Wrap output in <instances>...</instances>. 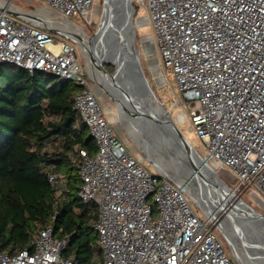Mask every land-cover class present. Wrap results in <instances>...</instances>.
Segmentation results:
<instances>
[{
  "label": "built area",
  "instance_id": "1",
  "mask_svg": "<svg viewBox=\"0 0 264 264\" xmlns=\"http://www.w3.org/2000/svg\"><path fill=\"white\" fill-rule=\"evenodd\" d=\"M37 1L50 22L93 20L95 0ZM136 5L147 9L138 18L151 23L159 64L175 75L184 99L181 122L189 121L203 143L199 153L216 171L229 170L236 193L264 203V0ZM13 6L0 3V65L53 72L81 86L74 106L97 151L80 150L79 196L99 208L104 264H235L213 215L189 196L183 179L149 171L119 135L118 119L82 68L77 43L57 36L65 28ZM48 180L59 191L65 188L59 172L49 169ZM68 240L54 237L46 225L32 249L10 254L0 246V264H73L62 254Z\"/></svg>",
  "mask_w": 264,
  "mask_h": 264
},
{
  "label": "trees",
  "instance_id": "2",
  "mask_svg": "<svg viewBox=\"0 0 264 264\" xmlns=\"http://www.w3.org/2000/svg\"><path fill=\"white\" fill-rule=\"evenodd\" d=\"M81 86L53 72L0 65V246L10 254L33 248L40 230L68 238L73 264H104L96 223L99 208L79 196L80 150L97 145L74 106ZM59 172L65 188L48 180Z\"/></svg>",
  "mask_w": 264,
  "mask_h": 264
},
{
  "label": "rangeland",
  "instance_id": "3",
  "mask_svg": "<svg viewBox=\"0 0 264 264\" xmlns=\"http://www.w3.org/2000/svg\"><path fill=\"white\" fill-rule=\"evenodd\" d=\"M0 2L6 6L8 3H12V4L19 6L21 8H24L25 10L30 11V12L31 11L32 12H40V11L46 12V10L40 9L41 3H39V1H37V0H31V1L30 0H0ZM104 4H105V0H95V3L93 5V7L91 8V11L94 12L92 22L91 23H84V22H78L77 23V25H79L84 31H86L87 35H89L91 37L95 36V33L98 31V29L100 27V23H101L102 16L104 13ZM136 4H137V0H133V5L135 6V8L137 9L139 7L138 12L135 14V19H134V23L136 24V46L142 53V63H143L144 69L147 72V74L149 75V77L151 78V81L153 83L156 95L162 101L164 109L167 111L169 116L173 119L175 124L179 127V129L181 130L183 135L187 138V140L202 154L201 149L203 148V143L199 140L195 131L193 129H190V122L189 121L188 122H186V121L181 122L180 112L183 111V108H184V106H183L184 99H183V97L179 91V87H178V84H177V81H176V78H175L173 71L169 68L164 67V66H160V64H159V56L157 53L158 48H157V45H155V43L152 39V36L150 35L153 32L152 25H151V23H147L146 21L141 22L140 19L138 18V16L146 15L147 9L145 6L141 7L140 5L137 6ZM44 17L47 18L48 16L47 17L44 16ZM47 19H49V18H47ZM57 23H61V22H57ZM64 23L65 22L63 21L61 24H64ZM70 25L72 27L74 26L71 23H70ZM57 36H59L60 38H65L62 35H57ZM65 39H67V38H65ZM88 39H89V37H88ZM149 40H151L152 42H149ZM89 41H90V39H89ZM90 43L92 45L91 41H90ZM86 45L87 44L84 43V46L86 48V53H84L83 48H82V44H80L79 41L77 42L78 55H79L80 63L82 65V68L84 69V71L87 73V75H90L93 77V74H92L90 68L93 70L94 67H93V65L92 66L90 65L89 57H88V61H87V55H88V51L90 49H88V47H86ZM148 49L151 51L148 52ZM106 59H109V58L106 57ZM89 66H90V68H89ZM104 66L110 73H114V71L116 69L115 65L112 63H104ZM155 68H159V70L162 73L161 77L155 75ZM100 73H102V72H99V73L97 72V73H95V75L97 76ZM94 77H93V79H94L93 83H94V85L97 86L98 95L100 96V98L102 100L103 106L105 107V109L110 114H111V112H114V115H115L114 118L118 119L117 123H115V126L117 128L119 135L125 139L127 145L131 149V151L141 159L142 163L148 168V170L151 172L159 173L160 170L158 168H160V166H159L158 162H159V159H161L162 162L164 163V165H166V166H171L170 164L176 163V170L178 171V174H174L172 171H171L172 173H170L169 171H166V172H169V173H166V174H168L167 176H172L175 178H178V176H179V177L185 178V175H186V173H188V171L186 170V172L184 171L185 173L183 172V168L181 167L182 163L177 162V158L174 157V154H172L173 155L172 162L170 163L169 161H167L166 160L167 157L165 156L166 153L164 154V151L162 150V147H161V144L159 143V141L158 142L155 141V143H154L153 135H151V137L148 138V136L146 135L145 132L144 133L139 132L135 127L132 126V123L137 124L136 120H131L130 114H128L127 112H124L121 109L120 110L118 109L117 100H115V98H114V96H116V95L111 90L108 89V87L110 88V83L107 84V86H108L107 87L103 83L98 82ZM110 78L112 80V83L118 82V84H120L121 86H124V84L118 78V76L116 77V79L111 77V76H110ZM117 79H118V81L115 82V80H117ZM164 79H166L165 82H164ZM106 90H108L110 93H112V95H108ZM121 114H122V117H120ZM186 115L188 116L189 113L187 112ZM120 118H122V119H120ZM179 151H180V153H183L182 148ZM176 153H178V152H176ZM155 157H158V160H156ZM182 157H185V160L187 158L186 162L189 164V166H192V164L190 162V158L188 156H185V154H183ZM196 160H198V159H195V161ZM228 171H227V169L224 171H219V175L229 185L234 186L235 182L231 179V175L229 174ZM216 191L218 193H220L218 190H216ZM208 192H209V189H208ZM203 193H204L205 197L209 198V195L207 194L206 189H205V191H203ZM216 196L218 197V196H220V194L216 195ZM240 197H242V199L244 201H246L248 204H250L255 209H257L258 211H260L261 213L264 214V203L261 201H257L253 197L252 194L249 193L246 195H240ZM212 201L214 202L213 199L210 200V202H212ZM208 202H209V200H208ZM214 205H215L214 210L216 208L220 207L218 202H214ZM233 206H230V208H232ZM228 221L229 222L232 221L233 223H235L234 226H240L241 225V224H239L240 220H237L238 222H235V218L227 219L226 223ZM247 221H248V219H247ZM244 226H246V225H242V226H240V228H242ZM221 235L224 238L226 249H227L228 253L230 254V256L232 257V259L234 260L235 264H264V253L260 254V253H258V250L255 252L247 251L248 256L246 255V256L242 257V259L244 261L239 259L238 254L236 252H234L233 249L230 247V245H229L227 239H225L223 233H221ZM243 237H244L245 243H247V246L245 244H243L242 240H240L241 242H238L235 240L237 245L239 246L238 247L239 250L240 249L242 250L243 249L242 247H246L249 249L248 246H251L250 244H248L249 240L245 236H243ZM253 241H254V239H253ZM239 250H237V251H239ZM245 253L246 252H244V254Z\"/></svg>",
  "mask_w": 264,
  "mask_h": 264
},
{
  "label": "bare ground",
  "instance_id": "4",
  "mask_svg": "<svg viewBox=\"0 0 264 264\" xmlns=\"http://www.w3.org/2000/svg\"><path fill=\"white\" fill-rule=\"evenodd\" d=\"M108 1H109V4L107 5L106 14H104V18L101 22V29L94 37L87 35L86 31H84L79 25L73 24L74 26L72 27L70 25L71 22H69L68 20H64L65 22L64 24L57 23V22H50L46 20L47 18H45L44 16L48 15V13H46L45 11L44 12L43 11L33 12V14L35 15V17H41L44 21H48V22H43L44 24H48V25L55 26V27H64L69 35L79 40V42L82 44L84 53H86V48L84 46V43L87 44L86 47L90 49L88 51L87 61L89 57L90 65L91 66L93 65L94 67L92 70L89 66L93 74V77L95 76L94 78L98 82H102L106 86L107 84L110 83V88L107 86L108 89L111 90L120 100L118 103V109L119 110L121 109L124 112H127L131 116L137 117L136 119L140 120V122L137 124L132 123V126L135 127L139 132L144 133L145 132L144 128L150 127L151 125L147 121L141 120L139 116L140 115L139 110L134 107L136 105V102L133 100V98L130 97L131 95L129 96L128 94L129 86L126 83L125 79L122 77L121 72L118 75L113 77L109 75L108 73H106L105 71H103L102 69H100V66H99L101 59L103 58L106 59V57L109 58L107 60L117 61V57L115 56L112 50L113 49L112 47L113 35H111L112 30L110 29V27H116L117 29H120L123 26H128L130 24L128 14H129V11L131 10L130 9L131 0H108ZM11 4L12 3H8L7 7L13 8L14 6L13 4L12 5ZM108 7L110 10L108 9ZM40 9L47 11V8L42 7V6ZM108 12H110L111 18L109 17ZM88 37L90 41L92 42V45ZM149 42H152V41L149 40ZM150 51L151 50L148 49V52ZM97 72L98 73L102 72V73L97 75L98 76L97 77L95 75V73ZM155 75L160 76V77L162 76V73L159 70V68H155ZM110 76L115 79L118 76V78L122 81L124 86H121L120 84H118V82H116L118 81V79L115 80L116 83H112ZM121 105H123L126 110L122 109ZM162 112L165 113V111H162ZM111 114L113 117L115 116L114 112H111ZM120 117H122V114L120 115ZM183 118H184L183 115L180 114L181 121L183 120ZM172 134L174 135L178 133L173 129ZM152 135L154 138V143L155 141L156 142L159 141V143L161 144L164 154L166 153L165 156L167 157L166 158L167 161L171 163L173 159L172 154H174V157L177 158V162L182 163L181 167L183 168V172L184 171L186 172L187 170L188 173H186L185 175L186 179L184 177H179V176L178 178L183 179V181L188 186H190V188L193 191H195V193L204 202L208 203V206L212 208L210 210V213L214 216L215 219H221L223 223L229 226L227 229V233L230 234L231 239L234 241V243L237 245L236 241L241 242L240 240H242L243 244L247 246V243H245L243 236H245L249 240L248 244H250L252 247L248 246L249 249L246 247H242L243 248L242 250L240 249L239 251L236 252L238 254V258L244 261L242 257L247 255V251L255 252L258 250V253L260 254L264 253V218L262 216H259V214L253 212L248 207L244 206L242 203H240V201H238V199L232 193V191H230L226 187V185L217 177V175L206 164L203 163V160H201L198 157L195 158L198 160L196 161L194 160L195 162H197V165L201 167L200 168L199 166H197V168L199 169V171L197 170L198 172H196L195 167L193 168V166H189V164L186 162L187 158L185 160V157H182V155L185 154V156L190 157V151L188 149L186 150V148H184L181 143H178L176 141L175 142L170 141L169 139L171 136H166L165 137L166 139H165L161 133L153 132ZM181 148H182L183 153H180L179 151L181 150ZM155 158L156 160H158V157H155ZM160 160L161 159H159V162L157 161L159 163L160 168L158 167L157 168L160 170L161 173L165 175H168L166 173H169V172L178 174V171L176 170V163L170 164L171 166H166L164 165L162 160L161 161ZM166 171H169V172H166ZM206 187L209 189V192ZM205 189L207 191V194L209 195V198L205 197L203 193ZM216 190H218L220 193H218ZM219 194L220 196L217 197L216 195H219ZM211 199H213L214 202H218L220 207L214 210L215 205L213 201L210 202ZM230 206H233V207L230 208ZM230 218H235V220H240L242 222L246 221L247 219L251 221H250V224L240 228L241 225L234 226L235 223H233L232 221L231 222L228 221L226 223V220ZM252 238L254 239V241ZM244 252L246 253L244 254Z\"/></svg>",
  "mask_w": 264,
  "mask_h": 264
},
{
  "label": "water",
  "instance_id": "5",
  "mask_svg": "<svg viewBox=\"0 0 264 264\" xmlns=\"http://www.w3.org/2000/svg\"><path fill=\"white\" fill-rule=\"evenodd\" d=\"M108 4H109V1L105 0L104 13L102 16V20L104 18V14H106ZM130 9L131 10L129 11V14H128L130 24L128 26H123L120 29H117L116 27H110V29L112 30L111 35H113V40H112L113 49L112 50L115 56L117 57V61L107 60L103 58L101 59L99 63L100 69H102L103 71H105L106 73H108L109 75L113 77L118 75L121 72L122 77L125 79L126 83L129 86L128 94L129 96L131 95L130 97L133 98V100L136 102V105L134 107L139 110V113H140L139 116L141 120L147 121L151 125L150 127L144 128L145 133L148 136V138L151 137L153 132L161 133L164 138L166 136H171L169 139L170 141L172 142L176 141L178 143H181L183 147L186 148V150L188 149L190 151V157H189L190 162L193 168L195 167L196 172L199 171V169L197 168V166L199 165H197V163L194 160L196 157H198L201 160H203V163L206 164L217 175V177L226 185V187L230 191H232V193L236 196V198L238 199V201H240V203H242L244 206L248 207L253 212L259 214V216H262L264 218L263 213L255 209L253 206L248 204L246 201H244L242 197H240V195L236 193L235 190L219 175V172L216 171L213 167H211L206 161H204L199 151L187 140V138L183 135L179 127L175 124L173 119L169 116L167 111L164 109L162 101L156 95L151 78L149 77V75L144 69V66L142 63V53L136 46V24L134 23L136 8L133 5V0H131L130 2ZM27 15L32 16V14L30 13H28ZM108 15L111 18L110 12H108ZM100 29H101V23L95 35L100 31ZM60 35L66 38H69L76 43L79 41L78 39L72 37L71 35L67 33H60ZM104 63L114 64L116 67L114 73H110L105 68ZM36 70H40V69H36ZM55 75L59 79H61L57 74ZM106 91L108 95H112V93H110L108 90ZM114 98L115 100H117V104H118L120 101L119 98L117 96H114ZM121 107L122 109H125L123 105H121ZM162 111H165V113H163ZM136 118L137 117H134V116L130 117L131 120H135ZM136 120H137V123L140 122V120L138 119ZM173 129L178 134L173 135L172 134ZM169 177L172 178V176H169ZM185 190L189 194V196L192 199H194L197 204L201 206L203 210L210 212L212 208L209 207L208 203L204 202L195 193V191H193L189 186L186 187ZM213 220L217 228L220 230V232L223 233L225 239H227L230 247L233 249L234 252H237V250H239L238 246L231 239L230 234L227 233V229L229 226L223 223L221 219H215L214 216H213ZM250 221L251 220L249 219L248 221L247 220L243 222L240 221L239 224H241V226L248 225L250 224ZM235 222H238V221L235 220Z\"/></svg>",
  "mask_w": 264,
  "mask_h": 264
}]
</instances>
